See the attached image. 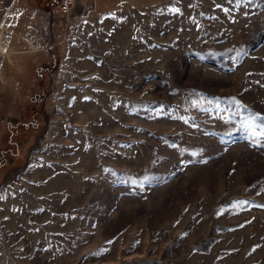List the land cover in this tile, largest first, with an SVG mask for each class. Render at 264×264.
<instances>
[{"label": "rangeland", "instance_id": "374dc122", "mask_svg": "<svg viewBox=\"0 0 264 264\" xmlns=\"http://www.w3.org/2000/svg\"><path fill=\"white\" fill-rule=\"evenodd\" d=\"M69 4L0 0V264H264V0Z\"/></svg>", "mask_w": 264, "mask_h": 264}, {"label": "snow or ice", "instance_id": "6c2138e0", "mask_svg": "<svg viewBox=\"0 0 264 264\" xmlns=\"http://www.w3.org/2000/svg\"><path fill=\"white\" fill-rule=\"evenodd\" d=\"M228 3L234 4L236 7H240L244 3V0H228ZM249 3H250V0H249ZM217 7H220V6L217 5ZM172 11L178 12L179 9L173 8ZM223 11L225 13H228L230 11V9L224 8ZM0 26H2V25H0ZM85 99H89V98L85 97ZM259 127L264 129V124L259 125ZM253 134L255 135V133H253ZM260 135L264 136V131L260 132ZM145 179H147V177H145ZM257 194L259 195V193H257ZM234 204L235 205H245V204H248V201H236V202H234ZM256 206L264 207V205H256ZM109 243H111V241H109Z\"/></svg>", "mask_w": 264, "mask_h": 264}, {"label": "built area", "instance_id": "2783aa9c", "mask_svg": "<svg viewBox=\"0 0 264 264\" xmlns=\"http://www.w3.org/2000/svg\"><path fill=\"white\" fill-rule=\"evenodd\" d=\"M61 5L66 9L70 5L69 0H61Z\"/></svg>", "mask_w": 264, "mask_h": 264}]
</instances>
